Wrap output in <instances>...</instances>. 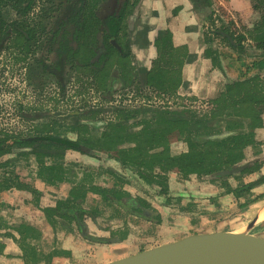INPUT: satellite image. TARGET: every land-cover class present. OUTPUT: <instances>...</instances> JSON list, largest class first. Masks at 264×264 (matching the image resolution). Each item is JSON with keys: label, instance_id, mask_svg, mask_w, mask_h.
<instances>
[{"label": "rangeland", "instance_id": "1", "mask_svg": "<svg viewBox=\"0 0 264 264\" xmlns=\"http://www.w3.org/2000/svg\"><path fill=\"white\" fill-rule=\"evenodd\" d=\"M208 1L210 12L203 15L192 8L191 0H133L136 6L129 7L131 14L125 20V37L121 36L132 49L133 54L127 62L133 74L129 84L120 79L117 88H114L117 83L110 85V78L105 88H98L94 75L78 70L67 71L63 77L66 85L61 87L60 81L35 60V56H43L54 63L47 45L33 44L26 54H21L17 45L7 52H0V133L15 137L50 133L74 140L82 137L98 139L102 126L119 118L118 109L139 111L140 119H152L158 112H181L190 120L209 118L213 99L196 97L188 90L181 94L180 88L175 93L165 94L143 82L141 70L153 66L149 56L152 55L151 48L153 51L154 46L157 52L158 37L172 33V28L179 34L185 31L192 35L201 33L204 42L211 44L206 55L215 68L223 67L228 72L223 74L231 81L229 84L255 77L252 87L264 92V46L261 45L264 43V0ZM50 2L37 0L30 13L32 18L37 14L50 15L45 21L46 30L37 29L42 36L36 43L39 39L41 42L52 39L53 44L60 42L58 35L51 37L48 34L58 14L52 9L49 14L42 13V8ZM88 2L91 9L95 7L93 13L98 11L99 5L93 4L95 0ZM221 30H227L237 40L243 36L241 48L214 34ZM194 42L199 45L197 40ZM214 43L217 50L212 49ZM144 53L149 55L141 56ZM192 56L190 62L197 59L194 54ZM262 115L264 119V113ZM223 119L213 120L209 129L194 132L192 140L208 142L229 135L223 129L226 124ZM256 139L261 145L248 148L247 158L264 161V128L256 132ZM118 147L128 148L131 144L125 140ZM188 150L187 141L170 144V153L174 156ZM31 152L29 148L15 147L2 158L10 163L8 167L0 168V223L3 224L0 242L6 245L4 253L0 254V264H25L19 243L22 236L17 231L22 227L38 231V238H32L36 235L32 232L24 235L31 237L29 243L44 257L40 264H53L56 258L60 259L57 264H104L194 233L218 231V228L239 229L241 226L240 230L244 231L243 225L248 224L257 209L264 205L261 202L251 211H244L236 220L238 200L227 194L222 184L225 181L236 188L257 179L258 173L241 175V171L234 172L232 168L209 176L184 178L179 173L169 172L168 193L164 195L160 194L159 186L149 185L140 178L135 168H127L98 150L91 154L69 151L64 160L46 158L44 168ZM254 152H259V159ZM52 166H57L55 172L60 173L52 175L47 169ZM261 170L264 171V164ZM7 186L11 187L8 189ZM73 187H83L87 194L83 198L79 191L71 205L94 213L93 217L84 216L82 231L75 222L60 218L50 220L43 212L57 201L74 199L70 195ZM34 189L41 193L34 194ZM103 190H112L109 201L104 200ZM117 193L121 198L141 202L147 218L118 206L114 202ZM263 193L264 185L253 191L254 196ZM251 233L264 236L263 219ZM53 252L58 255L49 258Z\"/></svg>", "mask_w": 264, "mask_h": 264}, {"label": "trees", "instance_id": "2", "mask_svg": "<svg viewBox=\"0 0 264 264\" xmlns=\"http://www.w3.org/2000/svg\"><path fill=\"white\" fill-rule=\"evenodd\" d=\"M33 1L15 0L16 4L13 8L19 16L25 15ZM64 1L51 0L48 6L42 8L44 13L49 14L52 9L62 16L55 27L56 35L60 31L65 30V26L68 23L75 22L77 16L81 15L83 10L84 15L88 17L94 16L93 9L95 7L91 9V3H87L84 8V0H77V2L67 5H64L66 3H63ZM191 1L197 13L207 15L208 11L210 12L208 0ZM129 3L130 1L127 3L126 0L120 10H115L104 19L105 37L103 36L102 38L101 35L100 38V48L105 51L104 60L111 61L114 57L118 58L120 79H124L128 84L131 81L133 70L129 64L124 62L126 57H128L126 50L122 48L120 53L117 49V43L112 41V39L118 38L119 34L124 32L127 27L124 24V20L131 14ZM135 6L136 3L132 4V7ZM6 19L8 21V15L6 16L0 7V42L4 36L9 38L12 32L23 35L24 29L29 28L21 25L19 18L8 24ZM220 32L230 35L234 44ZM26 34V39L33 38V35ZM214 34L222 37L227 42L229 41L230 45L241 48L243 36L237 40L227 30L215 31ZM160 38L159 36L156 41L158 56L154 59L153 66L150 69L141 70L142 79L149 88L158 92L165 94L175 93L183 84V68L192 61L193 56L189 53L187 46L177 47L174 45L172 33L167 32L164 37ZM73 41L76 43L77 37L73 36ZM261 45L264 46V43ZM112 64L114 65V63L110 62V66L113 67ZM108 76L109 72L104 71L99 84H97L98 88L107 86ZM255 79L257 78H248L227 85L224 93L212 101L213 108L208 116L209 118L190 120L181 112H158L152 119H140L139 111L118 109L119 118L102 126L103 131L98 139L82 137L74 140L46 133L15 137L0 133V168L9 166V160L4 161L2 158L10 154L15 147L31 149V153L43 168L45 167L46 158L64 160L69 151L87 154L93 150H98L107 154L108 158L119 161L127 168H135L140 178L149 185L159 186L160 194L166 195L168 193L167 177L169 172L179 173L184 178H189L190 176L204 177L232 169L236 165L241 164L239 165L242 169L241 175L259 173V177L250 182L240 184L236 188L230 187L228 182L223 181L222 184L226 187V193L232 194L238 200L237 220L244 211L264 202V193L256 196L253 194L256 188L264 185V171L261 170L264 161H254L253 159H248L246 155L248 148L253 149L261 145V142L256 139V132L264 128V119L262 117L264 113V92L252 87ZM225 111L227 112L224 114ZM219 118H224L223 123L226 124L223 129L229 135L222 139L208 142L197 139L192 140L194 132L209 129L210 123L213 120L218 121ZM125 140H129L131 147L119 148L118 146ZM174 141H187L188 152L177 156L172 155L170 153V144ZM258 155L259 152H254V156H257L256 159H259ZM57 168V166L47 167L52 175L59 172H55ZM56 177L60 178V175L57 174ZM10 187L7 186L8 189ZM72 189L73 191H71L70 195L74 196V199L69 198L57 201L52 207L43 209V212L50 220L60 218L75 222L82 231L83 226L81 224L84 221V216L93 217L94 213L71 205V201L78 198V193L80 194L81 192V197L83 198L87 194L83 187H73ZM33 193L39 195L41 192L34 189ZM102 193L106 201H109L110 196L113 194L112 190H103ZM117 195L119 199L114 196L116 198L114 202L120 207L130 210L131 207L122 203L123 197L121 198L119 193ZM132 213L139 217L147 218L139 210H133ZM2 228L3 224L0 223V229ZM224 230V228H218V231ZM17 231L22 236V240L19 243L25 264H40L44 257L37 254L35 247L29 243L28 240L31 237L24 235V233L32 232L36 233L32 238H38V231L31 227L18 228ZM15 240L18 239L15 238ZM5 247L6 245L0 242V254L4 253ZM49 255V258H51L57 256L58 253L53 252ZM29 260L32 262H29Z\"/></svg>", "mask_w": 264, "mask_h": 264}, {"label": "flooded vegetation", "instance_id": "3", "mask_svg": "<svg viewBox=\"0 0 264 264\" xmlns=\"http://www.w3.org/2000/svg\"><path fill=\"white\" fill-rule=\"evenodd\" d=\"M125 1L126 0H98L97 3V0H95V3L93 4L96 6L99 5V9L98 11L94 12V16L88 17L84 15L83 14L84 10H83L81 15L77 16L75 22L72 21L70 22V24L68 23V25L65 26V30L57 33V35L60 38V42L58 44L56 43L53 44L52 39H50L51 42L47 40L41 42V39H39V42L36 43V39L42 36L37 31V29L41 27L42 30L45 31L46 22L48 21L47 16H50L44 13L45 15L43 16H41V14H37L36 17L33 18L30 17V13L33 11L34 4H36L37 0H34L27 13L21 16H19L18 13L13 8V6L16 4L15 0H0V7L2 8V12L6 16L8 15V21L6 19L7 24L19 18L18 20L21 25L29 27L24 29L25 32H23V35H18L17 33L12 32L9 38L8 36H4L3 40L0 42V52H7L10 48H13V46L15 47L17 45L16 49L20 51L21 54L22 53L26 54L31 49L33 44H35V46L47 45L49 47V50L52 51L51 55H53L54 57V63L50 62L51 60L45 59L43 56L39 58L35 56V60L39 62V64L43 67V69L47 73L52 75V77H56L58 81H60L59 84L61 87H64L66 85V82L63 81V77L67 73V71L78 70V71L89 72L91 76L94 75L97 78L94 79L96 80L95 84H99V81L101 80V76H103V72L104 71L109 72L110 70H112L111 71L112 74H110L107 77V80L108 78L112 79L110 85H114L115 83H117L114 87L117 88V85L120 81V75L118 73V67H119L118 58L114 57V59H116V62L114 63V65L112 64L113 67L110 66V62L112 60L111 61L104 60L105 58L103 56L105 55V51L104 49L100 48V38L101 35L102 38L103 36L105 37L104 19L115 10L116 11L120 10V8H122ZM128 1H130L129 7H132V4H134L133 0H127V3ZM73 2H77V0H68V1L65 0L63 3H65L64 5H67V4H72ZM87 3H89L88 0H84V8L86 7ZM57 16L58 17L56 21L54 22V24L50 29V32L48 33L50 34L51 37H56L55 27L58 24L60 17H62L59 14ZM125 20H124V24L127 26ZM125 31L119 34L118 38L112 39V41H115L117 43V49L120 53L122 52V46L125 47L123 49L126 50V54L128 57H126L124 62L128 64L127 61L132 56L133 53L127 40L126 41L121 40V36L125 37ZM26 33L33 35V38L26 39L25 38L27 35ZM73 36L77 37L76 43L73 41ZM28 84L32 88V91H35L33 89L34 85H32V83L29 80H28ZM49 135H55V134L49 133ZM258 177H259V173H258ZM122 203L126 206L131 207V209L139 210L142 212V214L146 215L145 214L146 209L141 204V202L129 198L128 199L123 198ZM133 210L130 211L132 212Z\"/></svg>", "mask_w": 264, "mask_h": 264}, {"label": "water", "instance_id": "4", "mask_svg": "<svg viewBox=\"0 0 264 264\" xmlns=\"http://www.w3.org/2000/svg\"><path fill=\"white\" fill-rule=\"evenodd\" d=\"M241 170L234 167V172ZM259 214L243 225L244 232L241 226L194 233L104 264H264V236L251 233L260 221Z\"/></svg>", "mask_w": 264, "mask_h": 264}, {"label": "crops", "instance_id": "5", "mask_svg": "<svg viewBox=\"0 0 264 264\" xmlns=\"http://www.w3.org/2000/svg\"><path fill=\"white\" fill-rule=\"evenodd\" d=\"M172 33H174L173 42L175 46L177 47L187 46L190 48L191 53L197 57L195 61L190 62L184 66L183 68L184 83L178 91L182 94L183 91L188 90L190 94H193L196 97L202 99H213V100L214 98L224 93L226 86L231 81L227 80L225 74H223V72L225 73L226 70L222 66H221L222 69L219 67L215 68L213 66L211 58H208V56L206 55V52L209 49H211V44L207 45L204 42L201 33L192 35L191 33H187L185 31L184 34H179L173 28H172ZM180 35L181 37H178ZM196 40L198 41L199 44L198 46L195 45L194 41ZM154 48L155 47L153 46V51L152 48L150 50V52H152V55L146 53H144L143 55L141 54V56L143 57L147 55L151 56V63L153 62V60L156 58L157 55V52ZM213 48L217 50V46L215 43L213 44L212 49ZM149 68L150 67H148V69ZM249 211H251V209ZM249 211L247 212V215L249 214ZM263 211H264V206L258 208L255 213V214L260 213L259 215L261 220L262 219L264 220V218H262ZM59 260H60L59 258H56L53 264H57Z\"/></svg>", "mask_w": 264, "mask_h": 264}, {"label": "bare ground", "instance_id": "6", "mask_svg": "<svg viewBox=\"0 0 264 264\" xmlns=\"http://www.w3.org/2000/svg\"><path fill=\"white\" fill-rule=\"evenodd\" d=\"M262 218H264V211H263V213H262ZM245 228V226L243 227V229ZM244 232V231H243Z\"/></svg>", "mask_w": 264, "mask_h": 264}]
</instances>
